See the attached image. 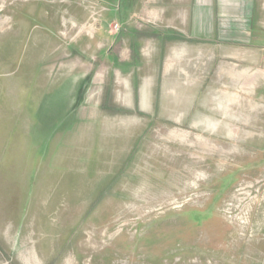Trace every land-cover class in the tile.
<instances>
[{
	"label": "rangeland",
	"instance_id": "1",
	"mask_svg": "<svg viewBox=\"0 0 264 264\" xmlns=\"http://www.w3.org/2000/svg\"><path fill=\"white\" fill-rule=\"evenodd\" d=\"M219 7L0 0V264H264V50Z\"/></svg>",
	"mask_w": 264,
	"mask_h": 264
},
{
	"label": "crops",
	"instance_id": "2",
	"mask_svg": "<svg viewBox=\"0 0 264 264\" xmlns=\"http://www.w3.org/2000/svg\"><path fill=\"white\" fill-rule=\"evenodd\" d=\"M217 2L221 7L219 10H222L223 14L233 15L235 10L237 15L250 18L248 30L252 35L245 40L243 45L258 48L259 57L257 60L261 62L264 50V0H217ZM249 51H246V59L252 54ZM255 76L257 77L254 80L255 91H264V71L261 70Z\"/></svg>",
	"mask_w": 264,
	"mask_h": 264
}]
</instances>
